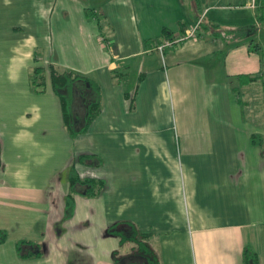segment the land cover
Returning a JSON list of instances; mask_svg holds the SVG:
<instances>
[{
    "label": "crops",
    "instance_id": "crops-1",
    "mask_svg": "<svg viewBox=\"0 0 264 264\" xmlns=\"http://www.w3.org/2000/svg\"><path fill=\"white\" fill-rule=\"evenodd\" d=\"M134 1L0 0V264H113V250L132 264H242L244 247L264 264V0ZM196 17L195 38L155 49ZM48 63L97 85L71 84L72 134ZM71 171L103 185L74 184L67 214ZM116 222L148 251L106 233ZM21 239L38 248L19 253Z\"/></svg>",
    "mask_w": 264,
    "mask_h": 264
},
{
    "label": "trees",
    "instance_id": "trees-1",
    "mask_svg": "<svg viewBox=\"0 0 264 264\" xmlns=\"http://www.w3.org/2000/svg\"><path fill=\"white\" fill-rule=\"evenodd\" d=\"M197 19L198 18L196 17L195 21ZM199 22H200V19H199L198 24H197V29L199 27ZM252 28H253L252 26H249V32L252 30ZM196 33H197V31H196ZM167 36H171V35L168 33ZM254 46L257 47V45L254 44V45H252V48ZM46 67H47V76H48L51 91L60 100L63 123H64L67 131L70 134H72L73 128L71 125V118H70V113L68 110L69 101H68V98L66 97V94H65V88L69 87L71 84L76 82V80H79L83 83H86L87 85L92 86L95 89H96L97 85L90 78H88L84 75H81L79 73H76L71 69L58 67L56 65H53L52 63H48ZM41 69H42L41 66H38V65L34 66L33 72H32L31 78H30V83L33 86V89L35 91H42V89H43L44 76H43V73H41ZM257 77H258V75H255V74L247 76L249 81L252 79H255ZM263 83H264V80H263ZM262 88H263V95H264V84H263ZM130 96L131 95H129V94H125V97H130ZM130 99H131V97H130ZM97 107H98L97 101H91V102L87 103L86 113H85V116L83 119L84 120L83 121V127H82L83 129H85V126L88 124V122L94 116V114L97 110ZM249 140L252 144L258 145V144H260L261 136L259 133L253 132L249 135ZM88 156H90V155L89 154L78 155L77 160L83 161ZM76 183L84 185L85 186L84 193L86 195H89V196L94 195L97 192H99L102 185H103V181L100 178H94V177L80 178L74 171H71L69 174V192L66 194V197H65V207L67 209V214H69L71 212V209H72V204H73L72 191H73V186ZM105 231L108 234L117 235L119 237L120 243H123L124 241L135 242L136 251H143V252L148 251L146 241L139 239L140 237L144 238V235H140L139 233H137V230H136L134 224H132V223H129V222L124 223L123 222V224L120 223V225H118L117 222L112 223L106 227ZM4 234L5 233L3 230L0 231V241L3 240ZM24 244H26V245L32 244L38 248L37 242H33L30 240H23V239L17 240L15 242V245H16V249L19 251V253L21 250V246ZM36 253L38 254L39 250L36 251ZM111 257H112L113 264H117V262L121 256L117 255L116 250H113L111 252ZM149 264H157L156 259L154 257H152ZM242 264H258L257 255H256L255 251L252 250V248H250V247H244L243 248V250H242Z\"/></svg>",
    "mask_w": 264,
    "mask_h": 264
},
{
    "label": "rangeland",
    "instance_id": "rangeland-1",
    "mask_svg": "<svg viewBox=\"0 0 264 264\" xmlns=\"http://www.w3.org/2000/svg\"><path fill=\"white\" fill-rule=\"evenodd\" d=\"M131 2L134 3L135 1L131 0ZM89 10H90V8H89ZM89 10L85 9V12L88 13ZM54 11H55V8H53L52 14H54ZM97 18L100 20L98 15H97ZM99 22H100L99 25L102 24L101 21H99ZM262 30H263V28H262ZM252 34L253 35L256 34V29L255 28H252V30L249 32V35H252ZM38 64L42 65V61H39ZM76 81H77V83H80L79 80H76ZM74 83H76V82H74ZM249 85H250V87H249V105L253 106V108H255V109L256 108L261 109L262 108L263 99L261 97V93H259V84H258L257 81H255V82L250 83ZM77 87H80V86H77ZM92 88H94V87H92ZM94 89H92V91H93V94L95 95L94 92H96V90H94ZM71 90H72L71 89V85L69 87L65 88V93H66L67 96H70V98L72 96L70 94ZM68 110H69V112L71 110V103L70 102L68 103ZM21 247L25 248L24 245H22Z\"/></svg>",
    "mask_w": 264,
    "mask_h": 264
},
{
    "label": "built area",
    "instance_id": "built-area-1",
    "mask_svg": "<svg viewBox=\"0 0 264 264\" xmlns=\"http://www.w3.org/2000/svg\"><path fill=\"white\" fill-rule=\"evenodd\" d=\"M198 21L199 18L196 21H194L183 33H178L175 35L163 37L160 40V42L155 46V49L159 53H162V49L165 46L177 45L181 41L195 38Z\"/></svg>",
    "mask_w": 264,
    "mask_h": 264
},
{
    "label": "flooded vegetation",
    "instance_id": "flooded-vegetation-1",
    "mask_svg": "<svg viewBox=\"0 0 264 264\" xmlns=\"http://www.w3.org/2000/svg\"><path fill=\"white\" fill-rule=\"evenodd\" d=\"M134 256H121L117 262V264H132L135 263L136 260H134Z\"/></svg>",
    "mask_w": 264,
    "mask_h": 264
}]
</instances>
